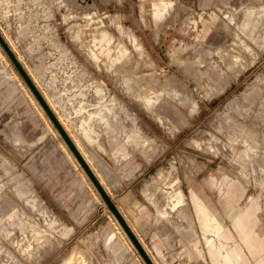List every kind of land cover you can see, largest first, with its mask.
Listing matches in <instances>:
<instances>
[{"label":"rangeland","instance_id":"374dc122","mask_svg":"<svg viewBox=\"0 0 264 264\" xmlns=\"http://www.w3.org/2000/svg\"><path fill=\"white\" fill-rule=\"evenodd\" d=\"M157 1L0 0V32L113 200L196 190L229 230L252 198L264 234V0ZM3 53L0 264H140Z\"/></svg>","mask_w":264,"mask_h":264},{"label":"crops","instance_id":"0c3cea01","mask_svg":"<svg viewBox=\"0 0 264 264\" xmlns=\"http://www.w3.org/2000/svg\"><path fill=\"white\" fill-rule=\"evenodd\" d=\"M163 4L170 5L169 9L173 6L171 2L159 0L145 5L144 13L147 14V6L162 8ZM160 20L154 17L152 21ZM162 192L164 204L152 198L145 199V191L143 195L132 188L124 189L114 200L109 193L155 264H207L201 257L206 255L204 248L212 264H264V234L254 220V199L244 202L241 197H232L242 207L228 230L196 190L189 191L188 196L183 190ZM187 202L191 203L194 211L186 205ZM174 213L177 216H172ZM197 220L202 228L203 249L196 240ZM195 249L198 254L194 253ZM138 262L145 264L142 258V263Z\"/></svg>","mask_w":264,"mask_h":264},{"label":"bare ground","instance_id":"6f19581e","mask_svg":"<svg viewBox=\"0 0 264 264\" xmlns=\"http://www.w3.org/2000/svg\"><path fill=\"white\" fill-rule=\"evenodd\" d=\"M1 33V32H0ZM2 37L5 39V41L7 42V44L9 45L11 51L15 54L16 53V48L15 46L10 43L8 41V39L4 36V34H2ZM16 50V51H15ZM0 51L1 53H3L5 59H7V61L9 62L11 68L15 71L16 76L20 79L23 88L25 89L27 95L31 98V101L33 103V105L35 106V108L37 109L40 117H42L44 119V121L46 122L47 126H48V130L55 136L56 140L58 141V143L60 144V146L62 147V149L64 150V152L67 154V156L69 157V159L71 160V162L73 163V165L76 167V169L80 172V174L82 175V177L84 178V180L87 182V184L91 187V189L94 191L95 196L98 200H101V202H103V204L105 205V207L107 208L108 212L110 213V218L112 220V222L114 223L117 231L119 232V234L121 235V237L124 239V241L126 242V244L128 245V247L132 250L133 254L135 255L134 257L137 258L138 261L141 262V255L139 254V252L137 251V249L135 248V246L133 245V243L131 242V240L129 239V237L127 236L126 232L124 231V229L122 228V226L120 225V223L118 222V220L115 218V216L112 214V212L109 210L108 206L106 205V203L103 201L101 195L99 194V192L97 191L96 187L94 186V184L92 183L91 179L88 177L87 173L85 172V170L82 168V166L80 165L79 161L76 159L75 155L72 153V151L70 150V148L68 147L67 143L65 142V140L63 139V137L61 136V134L59 133V131L57 130V128L55 127V125L53 124V122L51 121V119L49 118V116L47 115L46 111L44 110V108L42 107V105L40 104V102L37 100V98L35 97V95L33 94V92L31 91V89L29 88V86L26 84V82L24 81V79L22 78V76L19 74V72L17 71V69L15 68V66L13 65V63L11 62V60L9 59L8 55L5 53L4 49L2 48V46L0 45ZM137 53V52H136ZM138 54V53H137ZM18 59V61L20 63H22L21 61V56H17L15 55ZM22 65V64H21ZM23 66V65H22ZM23 68L25 69L26 73L28 74V76L30 77V79L33 81V83L35 84V86L37 87V89L39 90L41 96L43 97V99L45 100V102L47 103V105L49 106V108L51 109V111L53 112V114L56 116V118L58 119L59 123L61 124V126L63 127V129L67 132V134L69 135V137L71 138V140L73 141V143L75 144L76 148L79 150L80 154L83 156V158L85 159V161L87 162V164L89 165V167L91 168V170L93 171V173L95 174V176L97 177V179L99 180V182L101 183V185L103 186V188L107 191V187L105 188L104 181L103 179L100 177L101 175L98 173L99 171L95 169V166L92 165V159L89 157V155L87 154V152L83 149L81 143L73 136V134L70 133L69 131V126L66 125L65 120H62V118L58 115L56 108L54 106V104L51 102V100H49L47 98V96L43 93V91L39 88L36 79H35V75L33 76V74L29 71V69L26 66H23ZM37 77V76H36ZM45 91V90H44ZM68 130V131H67ZM18 132V131H17ZM23 138V137H22ZM98 171V172H97ZM109 195V193H108ZM117 207V206H116ZM119 210V209H118ZM120 212V211H119ZM121 213V212H120ZM122 214V213H121ZM123 216V215H122ZM124 217V216H123ZM124 219L126 220V218L124 217ZM127 222V220H126ZM128 223V222H127ZM129 225V223H128ZM129 227L131 228V226L129 225ZM131 230L133 231V229L131 228ZM134 232V231H133ZM136 235V234H135ZM138 238V237H137ZM139 239V238H138ZM140 241V240H139ZM141 243V241H140ZM142 245V243H141ZM143 246V245H142ZM144 248V247H143ZM145 249V248H144ZM146 251V250H145ZM147 252V251H146ZM148 254V253H147ZM140 255V256H139ZM149 255V254H148ZM141 257V258H140ZM150 257V256H149ZM151 258V257H150ZM143 259V258H142ZM152 260V259H151ZM144 261V260H143ZM153 261V260H152ZM145 262V261H144ZM142 263V262H141ZM154 263V262H153ZM146 264V263H145ZM155 264V263H154Z\"/></svg>","mask_w":264,"mask_h":264},{"label":"water","instance_id":"95a60500","mask_svg":"<svg viewBox=\"0 0 264 264\" xmlns=\"http://www.w3.org/2000/svg\"><path fill=\"white\" fill-rule=\"evenodd\" d=\"M0 45L4 49L5 53L8 55L9 59L11 60V62L13 63V65L15 66L19 74L22 76L26 84L29 86V88L31 89V91L33 92L37 100L40 102V104L46 111L47 115L49 116V118L51 119V121L53 122V124L55 125V127L57 128V130L59 131V133L65 140V142L67 143L68 147L70 148L72 153L75 155L76 159L79 161L80 165L85 170L88 177L91 179L92 183L94 184L97 191L101 195L103 201L106 203L109 210L118 220V222L120 223V225L126 232L127 236L129 237V239L131 240V242L133 243V245L135 246V248L137 249L141 257L145 261V263L154 264L151 258L149 257V255L147 254V252L145 251V249L143 248V246L141 245L135 233L131 230L128 223L126 222L122 214L119 212L116 205L114 204V202L112 201L108 193L106 192V190L103 188V186L101 185V183L99 182V180L97 179V177L95 176V174L93 173V171L91 170V168L89 167V165L87 164L83 156L80 154L79 150L76 148L75 144L73 143V141L71 140L67 132L63 129L58 119L53 114V112L51 111V109L49 108V106L47 105L43 97L41 96L39 90L37 89L33 81L30 79V77L26 73L21 63L18 61L15 54L11 51L9 45L7 44L5 39L2 37L1 33H0Z\"/></svg>","mask_w":264,"mask_h":264}]
</instances>
